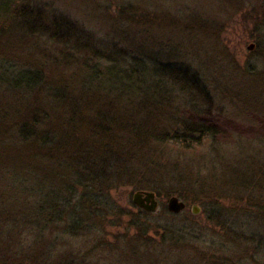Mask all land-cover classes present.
<instances>
[{
  "label": "trees",
  "instance_id": "16d2710c",
  "mask_svg": "<svg viewBox=\"0 0 264 264\" xmlns=\"http://www.w3.org/2000/svg\"><path fill=\"white\" fill-rule=\"evenodd\" d=\"M141 6L120 0L115 17L157 20ZM254 10L263 20L253 21L250 36L260 46L264 2ZM54 11L39 0H0V264H259L264 238L248 251L246 236L218 207L204 212L217 229L200 251L193 228L167 223L180 214L132 212L112 196L124 186L166 189L165 180L154 187L146 179L159 174L180 187L167 196L182 197L185 186L207 192L209 179L183 166L162 173L167 165L154 154L157 144L189 149L217 135L182 115L185 107H210L203 79L173 60L177 49L163 55L166 62L142 47L130 55L119 41L100 49L76 20ZM31 41L40 44L35 59ZM173 89L190 104L176 108ZM224 172L222 192L250 195L254 215L264 216V196H251L264 191V162ZM111 228L121 230L113 239Z\"/></svg>",
  "mask_w": 264,
  "mask_h": 264
},
{
  "label": "rangeland",
  "instance_id": "374dc122",
  "mask_svg": "<svg viewBox=\"0 0 264 264\" xmlns=\"http://www.w3.org/2000/svg\"><path fill=\"white\" fill-rule=\"evenodd\" d=\"M132 1L136 5H142L140 12L151 14L157 17V20L144 18L141 24L131 21H121L120 24L115 17L116 4L120 0H39V3L51 9L55 8L56 14L67 15L76 20L92 35L100 49L121 43L130 55H138L140 53L136 50L142 47L146 54L161 53L162 62L165 61L162 59L163 55L168 53L170 48L177 49V58L172 57L173 60L176 59L178 64L187 66L203 79L209 93L208 98L211 100L210 107H185L182 109V115H185L184 118L189 122L211 127L216 130L217 135L212 139H204L189 149L179 144H157L154 154L163 157L161 162L167 165H163L162 173L168 167L183 166L184 170L191 168L211 183L207 192L205 188L198 190L203 192H197L202 196L192 191L191 186L182 187L183 196H174L184 202L186 208L178 213V218H169L167 223H179L186 228H193L195 237H199L195 247L206 251V243L214 239L212 236H215L217 227H213L212 222L205 219L204 212L218 207L227 217L230 227L246 236L247 241L243 243L247 244L245 247L248 249L249 243L264 238V216L254 215L259 210L248 203L250 195L237 196L229 193V189L227 193L222 192L221 177L225 169L230 167L246 170L250 164L258 167L264 162L260 161L264 160V43L259 46L256 44L258 39H251L250 36L253 21L263 20L260 15L262 13L254 8L264 1L246 0L240 6L238 2L229 3L227 0H141L143 4ZM104 2L109 3L108 9H105ZM163 17L170 20L171 24L165 25ZM190 24L202 30L191 31L193 28ZM31 42V54L37 58L41 54L38 51L40 44ZM251 44H254V48L249 50L248 46ZM173 99L176 108L190 104L185 94H178L175 90ZM236 143H240L238 149L234 146ZM217 148H220V152L215 151ZM146 179L150 180V185L154 187H161V182L165 180L166 189H142L155 193L158 201L155 214L160 215L167 209L166 204L171 197L167 195L172 191L170 189L180 187L175 182L173 186L170 184V176L163 178V175L159 174L156 177L147 176ZM214 183L216 186L213 187ZM134 192L136 190L133 186H124L114 191L112 196L122 208L136 212L141 209L131 202ZM206 195L209 200L218 198L220 204L216 206L212 202H206ZM257 195L264 196V191H255L251 196ZM197 197L203 199L204 203H195L192 198ZM193 205L199 208L196 215L191 213ZM163 220H166L165 217ZM116 231L121 230L111 228V239ZM258 253L257 261L264 264V245ZM245 264H252V260Z\"/></svg>",
  "mask_w": 264,
  "mask_h": 264
},
{
  "label": "water",
  "instance_id": "95a60500",
  "mask_svg": "<svg viewBox=\"0 0 264 264\" xmlns=\"http://www.w3.org/2000/svg\"><path fill=\"white\" fill-rule=\"evenodd\" d=\"M253 48V44L248 46V49L251 50ZM131 202L137 208L153 213L157 210L158 201L157 197L154 192L152 191H145V190H138L132 194ZM167 210L170 213L178 214L181 213L185 208L186 205L184 202L179 200L176 196H171L166 204ZM191 213L196 215L199 213V208L195 205L191 207Z\"/></svg>",
  "mask_w": 264,
  "mask_h": 264
},
{
  "label": "flooded vegetation",
  "instance_id": "af4514ba",
  "mask_svg": "<svg viewBox=\"0 0 264 264\" xmlns=\"http://www.w3.org/2000/svg\"><path fill=\"white\" fill-rule=\"evenodd\" d=\"M253 48H254V44H253ZM253 48H252V49H253Z\"/></svg>",
  "mask_w": 264,
  "mask_h": 264
},
{
  "label": "bare ground",
  "instance_id": "6f19581e",
  "mask_svg": "<svg viewBox=\"0 0 264 264\" xmlns=\"http://www.w3.org/2000/svg\"><path fill=\"white\" fill-rule=\"evenodd\" d=\"M185 210V209H184Z\"/></svg>",
  "mask_w": 264,
  "mask_h": 264
}]
</instances>
